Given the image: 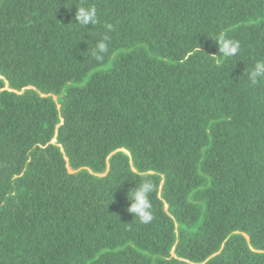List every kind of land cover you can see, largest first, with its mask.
Listing matches in <instances>:
<instances>
[{
	"label": "trees",
	"instance_id": "trees-1",
	"mask_svg": "<svg viewBox=\"0 0 264 264\" xmlns=\"http://www.w3.org/2000/svg\"><path fill=\"white\" fill-rule=\"evenodd\" d=\"M257 60L264 0H0V264H264Z\"/></svg>",
	"mask_w": 264,
	"mask_h": 264
},
{
	"label": "clouds",
	"instance_id": "clouds-1",
	"mask_svg": "<svg viewBox=\"0 0 264 264\" xmlns=\"http://www.w3.org/2000/svg\"><path fill=\"white\" fill-rule=\"evenodd\" d=\"M76 7V6H75ZM75 26L83 27L91 24L95 26L99 23L97 14V8L93 5L82 4L79 8L76 7L75 11ZM107 30H112V25H106ZM214 39L219 46V54L222 55L226 60L237 56L240 52V42L234 39L216 35L210 37ZM108 37L104 36L101 40H98L90 52V55L97 61L100 62L104 59L108 53V44L106 43ZM248 81L255 85L261 78H264V60H257L252 68L246 72ZM156 185L151 179H143L142 182L135 185L134 188L130 189L127 193V200L129 206L126 211L131 213L133 217L138 218L141 224H149L153 220L152 213V202L149 198L150 194L154 193ZM247 237V236H246Z\"/></svg>",
	"mask_w": 264,
	"mask_h": 264
},
{
	"label": "rangeland",
	"instance_id": "rangeland-1",
	"mask_svg": "<svg viewBox=\"0 0 264 264\" xmlns=\"http://www.w3.org/2000/svg\"><path fill=\"white\" fill-rule=\"evenodd\" d=\"M88 77H89V74L86 75V77L83 79V81L80 84H83L87 80ZM54 98H56V97L54 96ZM54 141H55V139H53L51 142H54Z\"/></svg>",
	"mask_w": 264,
	"mask_h": 264
},
{
	"label": "water",
	"instance_id": "water-1",
	"mask_svg": "<svg viewBox=\"0 0 264 264\" xmlns=\"http://www.w3.org/2000/svg\"><path fill=\"white\" fill-rule=\"evenodd\" d=\"M120 150H123V151H125L124 149H120Z\"/></svg>",
	"mask_w": 264,
	"mask_h": 264
}]
</instances>
